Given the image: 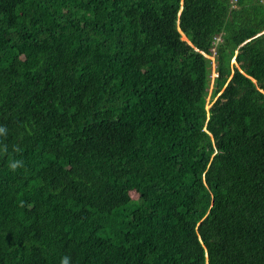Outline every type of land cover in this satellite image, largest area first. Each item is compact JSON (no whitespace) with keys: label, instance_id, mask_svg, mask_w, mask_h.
<instances>
[{"label":"trees","instance_id":"trees-1","mask_svg":"<svg viewBox=\"0 0 264 264\" xmlns=\"http://www.w3.org/2000/svg\"><path fill=\"white\" fill-rule=\"evenodd\" d=\"M0 129V264H264V0H0Z\"/></svg>","mask_w":264,"mask_h":264},{"label":"rangeland","instance_id":"rangeland-1","mask_svg":"<svg viewBox=\"0 0 264 264\" xmlns=\"http://www.w3.org/2000/svg\"><path fill=\"white\" fill-rule=\"evenodd\" d=\"M183 38H185V37H183ZM206 56H207L208 58H210V59L212 60V62H213V64H212V69H211V81H210V86H209V95H208V98H207V108H208V107H210L211 104H212L211 99H212V93H213V90H214L213 88H214V85H215V83H214V78H215V76H217V74H216L217 72H216V70H215V67H216V60H215V52H214V50H213V53H212V54H206ZM235 63H236V61H235L234 59H232L230 65H233V64H235ZM215 99H216V98H214L213 101H214ZM132 196L135 197V198H137V196H138L137 192L133 191V192H132Z\"/></svg>","mask_w":264,"mask_h":264},{"label":"clouds","instance_id":"clouds-1","mask_svg":"<svg viewBox=\"0 0 264 264\" xmlns=\"http://www.w3.org/2000/svg\"><path fill=\"white\" fill-rule=\"evenodd\" d=\"M235 1V0H234ZM235 60V58H234ZM236 61V60H235ZM217 74V73H216ZM4 129H0V131H3ZM17 151H19V149H16ZM4 151H7V148L5 147ZM23 166V162L19 161V160H14L11 161L9 164V167L11 168V170L15 171L16 169L20 168ZM60 264H71V258L69 256H64L61 258Z\"/></svg>","mask_w":264,"mask_h":264}]
</instances>
